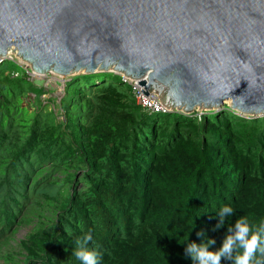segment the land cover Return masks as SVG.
Wrapping results in <instances>:
<instances>
[{
	"label": "trees",
	"instance_id": "16d2710c",
	"mask_svg": "<svg viewBox=\"0 0 264 264\" xmlns=\"http://www.w3.org/2000/svg\"><path fill=\"white\" fill-rule=\"evenodd\" d=\"M110 69L69 77L49 109L28 70L0 64V264H81L88 234L99 264H194L189 243L215 252L238 218L264 223V115L154 113Z\"/></svg>",
	"mask_w": 264,
	"mask_h": 264
},
{
	"label": "water",
	"instance_id": "95a60500",
	"mask_svg": "<svg viewBox=\"0 0 264 264\" xmlns=\"http://www.w3.org/2000/svg\"><path fill=\"white\" fill-rule=\"evenodd\" d=\"M9 50L34 76L113 67L171 112L264 115V0H0Z\"/></svg>",
	"mask_w": 264,
	"mask_h": 264
},
{
	"label": "clouds",
	"instance_id": "9594fccd",
	"mask_svg": "<svg viewBox=\"0 0 264 264\" xmlns=\"http://www.w3.org/2000/svg\"><path fill=\"white\" fill-rule=\"evenodd\" d=\"M234 213V209L231 207L221 208L218 211L219 223L214 230L224 227L226 219L232 217ZM227 232L222 247L218 251L208 250L215 243L213 240H208L200 245L189 243L185 249L186 254L190 256L194 264H221V258L232 261V264H264V258L254 259L257 252L260 253L261 257H264V223H261L254 231L247 219L240 217L235 221L234 227L229 225ZM197 235L204 237L206 234L199 232ZM91 240L92 236L88 234L82 241L76 242V249L72 254L81 264H99L100 253L87 249V244Z\"/></svg>",
	"mask_w": 264,
	"mask_h": 264
},
{
	"label": "rangeland",
	"instance_id": "374dc122",
	"mask_svg": "<svg viewBox=\"0 0 264 264\" xmlns=\"http://www.w3.org/2000/svg\"><path fill=\"white\" fill-rule=\"evenodd\" d=\"M8 58H12V60L17 61L20 65H22L26 70H28L29 75L32 80H35L37 82V85L39 87H44L45 92L41 96V101L44 106L48 107L49 109H54V105H58L60 102V99L63 97L64 94V84L65 80L68 79V77H61L59 75L53 74V73H47L42 76L40 75H33V71L31 69V65L28 64L27 62L23 61L21 58L18 57L17 53H14L12 55H9ZM115 71V69L112 67L110 71ZM99 72V69L96 71ZM124 75V74H122ZM138 90L145 91L143 87H138L137 86V81L133 80L130 81ZM154 93L159 97V95L154 91ZM36 99L35 94H30L26 99H25V105L26 103L29 104L30 102H34ZM160 100V99H159ZM225 105H228L229 107L232 105V102L226 101L225 104H223L222 107ZM199 113L202 111H213V110H219V109H199L197 108ZM221 109V108H220ZM56 111L58 112L57 108ZM31 230L29 226H25L21 228L18 233L16 234V239L20 240L23 239Z\"/></svg>",
	"mask_w": 264,
	"mask_h": 264
},
{
	"label": "built area",
	"instance_id": "2783aa9c",
	"mask_svg": "<svg viewBox=\"0 0 264 264\" xmlns=\"http://www.w3.org/2000/svg\"><path fill=\"white\" fill-rule=\"evenodd\" d=\"M124 82L130 83V81L133 82V79L123 76ZM133 85L132 83H130ZM137 86H139L138 81H137ZM134 91H135V96L138 101V104L143 106L144 108L150 110L151 112L154 113H160V112H169V110L162 104L160 98L153 92V95L151 93L146 94L145 91L138 90L134 85Z\"/></svg>",
	"mask_w": 264,
	"mask_h": 264
},
{
	"label": "bare ground",
	"instance_id": "6f19581e",
	"mask_svg": "<svg viewBox=\"0 0 264 264\" xmlns=\"http://www.w3.org/2000/svg\"><path fill=\"white\" fill-rule=\"evenodd\" d=\"M14 53H16V52L13 51V50H9V51L7 52V54H6V56L12 55V54H14ZM153 92H154V91H152L151 95H153ZM159 98H160V97H159ZM228 101L232 102L231 100H228Z\"/></svg>",
	"mask_w": 264,
	"mask_h": 264
}]
</instances>
